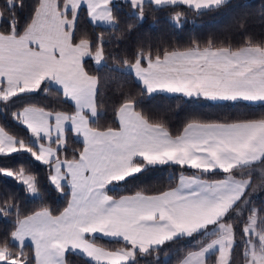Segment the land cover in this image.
I'll return each mask as SVG.
<instances>
[{
    "label": "snow or ice",
    "instance_id": "6c2138e0",
    "mask_svg": "<svg viewBox=\"0 0 264 264\" xmlns=\"http://www.w3.org/2000/svg\"><path fill=\"white\" fill-rule=\"evenodd\" d=\"M124 2L143 19L145 0ZM226 2L148 0L157 9L170 7L177 27L185 18L183 10L176 11L181 5L201 15ZM111 4L112 0H35L21 32L16 10L23 8V0H4L0 21L4 12L8 19L0 28V104L12 105L23 94L47 93L54 87L74 111L34 105L18 108L12 118L31 134V142L0 126V157L30 154L46 167L48 184L67 197V206L56 214L43 204L37 176L23 167L0 168V174L41 199L39 210L26 215L14 199L0 204L5 217L15 209L11 231L0 234V264H68V253L87 257L88 264H136L138 255L197 235L208 236L210 242L189 251L179 264H209L207 254L213 249L218 251L215 264H232L229 253L236 233L228 217L239 214L250 191H264V179L259 183L252 179L258 165L264 177V115L232 121L190 120L173 134L164 121L139 110L135 95L121 92L114 109L118 127L94 126L100 81L86 71L84 61L92 59L98 71L108 57L102 36L93 51L90 38L75 40V27L81 9L93 24L116 25ZM121 63L134 76L142 96L264 105V42L233 50L217 47L212 40L204 47L193 41L183 50L165 49L155 56L150 50L145 54L140 46ZM69 126L82 149L71 159L66 155L61 159ZM169 165L195 172L181 171L177 186L159 193L138 190L119 198L109 194L110 187L137 179L150 166ZM217 172L223 178H207ZM257 219L253 207L240 233L242 264H264V227L257 228ZM97 234L122 241V247L113 250L98 244ZM26 241L30 252L25 251Z\"/></svg>",
    "mask_w": 264,
    "mask_h": 264
},
{
    "label": "trees",
    "instance_id": "16d2710c",
    "mask_svg": "<svg viewBox=\"0 0 264 264\" xmlns=\"http://www.w3.org/2000/svg\"><path fill=\"white\" fill-rule=\"evenodd\" d=\"M35 0H23V8H17L16 15L19 18V30L23 31L30 20V14ZM4 0H0V12H3ZM146 10L142 20L137 18L130 7L124 1L111 4L117 24L109 27L96 25L90 22L85 9L80 10L75 27V40L90 38L93 51L98 38L103 37L104 49L107 59L97 66L90 58L85 59L84 67L90 74L97 75L100 81V95L98 97V116L93 119L94 126L100 129L117 127L118 123L114 114L115 102L120 99L121 92H130L138 101L139 110L144 111L154 120L164 121L173 134L182 130L186 122L190 120L200 121H232L236 119L259 118L264 115V105L241 104H214L203 99L186 101L184 98L173 95L158 94L151 97L140 95L139 86L133 75L123 69L125 58L131 57L137 52L138 47L143 46L145 54L150 50L155 56L156 52L165 49H185L193 41H198L201 47L212 40L217 47H231L236 50L248 43L259 44L264 42V0H227L221 8L196 15L189 12L187 6L181 5L176 11L183 10L185 18L182 26L177 27L172 21L174 12L170 7L157 9L154 5L145 2ZM8 13L4 12L0 28L7 22ZM131 26V30L129 29ZM122 33V35H121ZM26 105L45 107L46 110L64 111L71 113L74 108L70 102H64L62 94L58 95L54 87H49L46 93L43 90L37 93L23 94L12 105L0 104V126L5 127L18 138L30 142L31 135L26 128L14 121L12 113ZM52 146L56 144L52 143ZM82 149V143L73 138L71 132H66L65 148L61 150V159L66 155L71 159L78 155ZM25 168L28 174L35 175L41 182L43 204L52 208L56 214L67 205V197L59 194L47 182V169L41 163L34 161L30 154L16 153L10 157H0V168L19 169ZM183 171L185 175L194 174L195 170L178 166L148 167L138 178L130 180L126 184L110 187L109 194L115 197L130 195L135 191L144 190L149 194L159 193L173 188ZM261 166L252 170L254 183H259ZM239 175V174H238ZM223 173L217 172L209 175V179H219ZM15 192V193H14ZM15 200L23 214H30L39 210L41 199L28 195L24 186L17 185L9 178L0 174V204L5 200ZM257 209V228L264 226V191L251 192L248 203L242 205L238 214L233 212L228 220L234 224L236 240L230 252L232 264H242L243 243L240 233L249 215L251 208ZM15 218V209L12 216L0 217V234L11 231V225ZM237 222V224H236ZM209 239L208 236L197 235L193 238H180L158 251L138 255L136 264H177L189 251L198 249ZM97 243L109 249H117L123 242L109 240L97 236ZM31 246L25 244V251L30 252ZM214 255L209 258L212 259ZM68 264H88V259L78 253L67 254ZM211 261L208 259V262ZM211 264V262H209Z\"/></svg>",
    "mask_w": 264,
    "mask_h": 264
},
{
    "label": "crops",
    "instance_id": "0c3cea01",
    "mask_svg": "<svg viewBox=\"0 0 264 264\" xmlns=\"http://www.w3.org/2000/svg\"><path fill=\"white\" fill-rule=\"evenodd\" d=\"M117 1H124V0H112V2H117ZM145 2H148V0H145ZM89 18V17H88ZM90 20V19H89ZM96 25H100V26H104V27H109V26H111V24H105V23H95ZM21 32H23V31H21ZM79 42V41H78ZM123 69L124 70H126L127 71V69H126V67H123ZM74 111V110H73ZM72 111V112H73ZM71 112V113H72ZM71 113H69V114H71ZM94 119V118H93ZM117 123H118V121H117ZM24 127V126H23ZM118 127V126H117ZM25 128V127H24ZM69 131H70V126H69ZM71 132V131H70ZM71 134H72V136H73V138H75L76 140H78V141H80V139L78 138V137H76L72 132H71ZM31 140H32V137L30 138V142H31ZM81 142V141H80ZM53 148H55V147H57V145L56 146H52ZM35 161V160H34ZM38 162V161H37ZM40 163V162H39ZM191 175H193V174H191ZM223 178V177H222ZM178 182H179V178H178V181H177V183H176V185L174 186V187H176L177 186V184H178ZM173 187V188H174ZM169 190V189H168ZM122 196V195H121ZM116 198H119V196L118 197H116ZM67 206V205H66ZM97 236H99V237H102V236H100L99 234H97ZM104 238V237H103ZM106 239H108V238H106ZM120 242H122V241H120ZM207 242H210V240H208ZM206 242V243H207ZM25 244H29L30 246H31V244H30V241H26L25 242ZM120 247H122V246H120ZM120 247H118V248H120ZM196 250H198V249H196ZM195 251V250H194ZM212 253H215L216 254V258H217V256H218V251L216 250V249H213V250H210V252L207 254V257L210 255V254H212ZM84 257V256H83ZM84 258H86V259H88L87 257H84ZM177 264H179V262L177 263Z\"/></svg>",
    "mask_w": 264,
    "mask_h": 264
},
{
    "label": "rangeland",
    "instance_id": "374dc122",
    "mask_svg": "<svg viewBox=\"0 0 264 264\" xmlns=\"http://www.w3.org/2000/svg\"><path fill=\"white\" fill-rule=\"evenodd\" d=\"M112 3L115 4V2H112ZM30 135H31V134H30ZM49 143H50V142H49ZM33 160H34V158H33ZM1 175H3V174H1ZM3 176H4V175H3ZM5 177H7V176H5ZM7 178H9L10 181L14 182L15 184L19 185V183H18L17 181H15L13 178H10V177H7ZM20 185H21V184H20ZM21 186H23V185H21ZM14 193H15V192H14ZM28 195L32 196V195L29 194V193H28ZM235 216L239 217L237 213H235ZM0 217H4V216H3L2 214H0ZM236 224H237V222H236ZM243 226H244V225H243ZM243 226H242V228H243ZM262 226H264V225H262ZM230 252H231V251H230ZM211 255H214V257H213L212 259L209 258ZM229 257H230V253H229ZM207 259L211 260V261H209V262H211V264H215L216 254H215V253L210 254V255L207 257Z\"/></svg>",
    "mask_w": 264,
    "mask_h": 264
}]
</instances>
